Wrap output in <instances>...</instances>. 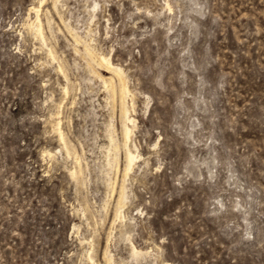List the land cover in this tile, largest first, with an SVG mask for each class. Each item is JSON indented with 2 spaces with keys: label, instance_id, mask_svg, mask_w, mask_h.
<instances>
[{
  "label": "rangeland",
  "instance_id": "rangeland-1",
  "mask_svg": "<svg viewBox=\"0 0 264 264\" xmlns=\"http://www.w3.org/2000/svg\"><path fill=\"white\" fill-rule=\"evenodd\" d=\"M110 255L264 264V0H0V264Z\"/></svg>",
  "mask_w": 264,
  "mask_h": 264
},
{
  "label": "bare ground",
  "instance_id": "bare-ground-1",
  "mask_svg": "<svg viewBox=\"0 0 264 264\" xmlns=\"http://www.w3.org/2000/svg\"><path fill=\"white\" fill-rule=\"evenodd\" d=\"M56 5V4H55ZM56 7V6H55ZM38 11V10H37ZM37 24H35V27L37 26L36 28V33L42 37V39L45 41V35H44V31H43V23L41 21V18L39 17V15H37ZM73 30V29H72ZM86 42V41H84ZM85 44V43H84ZM85 45H87V50L88 52L91 54L92 58L96 61H98L99 63L105 65L107 67V69H111L112 71H114L117 76H118V84L115 83V81L113 80V78L110 79V82L109 84H111V91H113L114 95L116 96L117 94V91L119 92V96H120V102H121V112H122V115H123V118H124V129H123V137H124V145L126 147V166L125 167V170H123L124 174L127 176L131 171L132 169L135 167V164H136V160L139 156V154H137L131 147L130 145V139L132 137V132H133V125H134V122H135V119L134 117L132 116L131 114V109H130V104H129V96L131 94V89L129 87V84H128V78L126 77V74L123 70V68L120 66V65H117L115 64L111 58L103 53H101L100 51L98 52L93 46L90 45V43H86ZM77 50V49H75ZM78 51V50H77ZM52 52V51H51ZM80 54V53H79ZM83 57V56H82ZM95 61V62H96ZM90 63V62H89ZM93 63V60L92 62ZM93 68V67H92ZM101 69V68H100ZM94 70V69H93ZM99 72V71H97ZM101 72V71H100ZM101 76V75H99ZM104 77V76H103ZM108 81V80H107ZM106 81V82H107ZM106 85V84H105ZM107 86V85H106ZM112 93V94H113ZM112 98V96H111ZM113 100V99H112ZM117 102V101H116ZM119 102V101H118ZM118 106V104H117ZM114 107V106H113ZM61 121V120H60ZM123 122V120H122ZM60 123H58V126H57V130L59 132V137L61 139V142H63V146L65 147V149L67 150L68 153H71V149L68 145V140L66 139L65 137V134L63 132V130L61 129V127L59 126ZM111 126V125H110ZM110 127H108L109 129ZM113 128V127H112ZM122 132V131H121ZM108 133V131H107ZM110 133V139L109 141L111 140V149L113 150V153H114V163H116L117 165V168H120V145L117 141V138L115 136V132H114V129L112 131L109 132ZM109 145V144H108ZM109 152V151H107ZM73 153V152H72ZM107 154V153H106ZM109 155V154H107ZM124 156V155H123ZM124 160V159H123ZM111 162V161H110ZM123 162V161H122ZM123 164V163H122ZM111 164H109L110 166ZM114 165V164H113ZM112 165V166H113ZM116 168V167H115ZM118 171V170H116ZM73 174H76L75 170L73 171ZM118 174V173H117ZM123 176V175H122ZM121 177V176H120ZM114 181V180H113ZM124 182V181H123ZM117 183V182H116ZM115 183V184H116ZM114 184V185H115ZM113 187V186H112ZM114 188V187H113ZM117 189V188H116ZM120 189V188H119ZM115 190V189H114ZM118 190V189H117ZM113 192V190H112ZM118 197V196H117ZM126 187L125 185L123 184L122 187H121V190L119 192V197H118V204H119V207L120 206H124V202L126 201ZM119 214V213H118ZM134 253L135 254H138L139 252L135 249L134 250ZM105 256V255H104ZM112 256L110 255L109 257V262L110 264H112L113 260H112ZM108 259V258H106ZM108 262V263H109Z\"/></svg>",
  "mask_w": 264,
  "mask_h": 264
}]
</instances>
